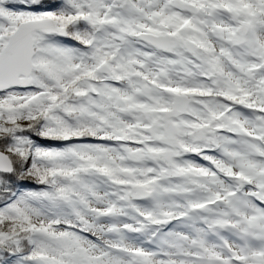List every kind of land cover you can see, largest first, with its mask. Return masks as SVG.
Wrapping results in <instances>:
<instances>
[{"label":"snow or ice","instance_id":"6c2138e0","mask_svg":"<svg viewBox=\"0 0 264 264\" xmlns=\"http://www.w3.org/2000/svg\"><path fill=\"white\" fill-rule=\"evenodd\" d=\"M0 264H264V0H0Z\"/></svg>","mask_w":264,"mask_h":264}]
</instances>
